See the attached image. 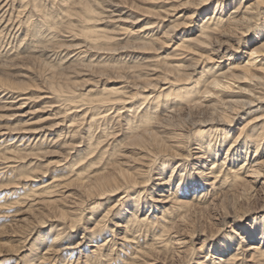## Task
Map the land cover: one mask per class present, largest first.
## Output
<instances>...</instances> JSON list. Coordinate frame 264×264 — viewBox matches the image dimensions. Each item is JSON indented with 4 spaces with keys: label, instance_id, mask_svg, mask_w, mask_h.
<instances>
[{
    "label": "bare ground",
    "instance_id": "6f19581e",
    "mask_svg": "<svg viewBox=\"0 0 264 264\" xmlns=\"http://www.w3.org/2000/svg\"><path fill=\"white\" fill-rule=\"evenodd\" d=\"M71 1L79 8L76 14L62 9L52 13L53 7L44 4L40 7L35 4L36 0H0V34L3 35L0 49L12 46L18 51L10 57L7 50L5 59L0 52V69L13 61L37 57L49 61L47 65L57 61L52 67L60 71L104 68L114 74L109 82L125 80L128 87L104 88L100 95L90 99L74 100L75 93L70 92L71 99L66 100L69 108L58 113L61 116L50 126L0 127V137L10 138L6 144L9 148L3 150L6 140L0 141V167H5L2 169L14 168L10 164L26 163L32 154L23 153L28 148L20 147L63 126L68 115H71L70 124L66 126L68 131L58 136L63 140L60 149L80 148L75 150L80 153L70 158L72 165L64 158L46 166L57 168L50 182L43 181L36 188L25 190L21 198H17L16 192L0 197V222L13 228L11 237H20L27 226L44 228L52 222H61L32 246L30 251L36 253L46 243L50 244L41 257H36L39 264H56L65 256L66 261L72 262L90 242L94 243L90 253H96L92 258L95 264H110L108 260L117 254L114 251L125 256H120L122 264H135L136 258L130 257L126 250L136 251L140 260L150 254L155 245H162L166 234L181 231L180 228L197 214H208L217 201L221 204L228 197L227 194L237 192L242 198H255L260 192L264 197V0H179L171 7L167 3L174 0H160L162 7L156 12L135 11L121 0H62L65 4ZM107 23L114 27L106 29ZM113 55H118L116 63L102 64L103 59L114 58ZM121 70H129V74L118 75L116 71ZM134 70L137 71L130 72ZM19 83L22 88V82ZM126 88L135 92L127 95ZM14 93L22 91H8L0 83V99L9 100L6 103L15 107V111L22 109L17 103L31 101L28 94L14 97ZM138 98L142 103L137 108ZM83 107L88 109L84 115H79L81 110L78 109ZM93 107L96 113L92 122L86 123L89 125L86 129L83 118ZM113 113L116 114L112 116ZM95 116L103 120L100 137L91 133ZM109 120L112 121L108 123ZM76 135L82 140L80 144L73 141ZM103 143L107 148L97 151ZM125 150H130L129 154ZM83 155L100 162L114 157L116 161L94 169L86 163L88 169L84 167L82 173H75L76 178L63 176L65 172L58 168L63 167V163L70 169L80 165L86 161ZM189 158L196 163L187 165ZM133 168L135 172H131ZM47 171L29 174L28 180L41 181ZM209 179L213 182L207 184ZM71 185L85 194L87 201H108L101 218L93 217L92 213L89 220L94 221V226L85 227L77 242L74 241L77 236L71 233L81 223V212L58 207L70 196L61 190ZM204 186L211 190H205ZM211 192H214L212 201L209 200ZM146 193L154 196V201L150 199L154 204L141 200ZM118 194L121 195L118 199L109 201ZM236 196L232 195L235 201ZM77 199L74 205L80 204ZM125 199L134 203L124 207ZM262 202L258 213L263 216L245 226H240L241 219L235 212L217 215L220 224L232 231V236L222 238L218 249L208 250L206 260L216 259V264H247L250 255L252 263L257 264L254 263L257 252L264 258V198ZM17 205H24L25 211L14 212ZM170 205L171 208H167ZM158 210L161 221L170 210L179 215L170 218L166 231L153 232L150 243L139 245L141 238L137 240L136 224L149 225L150 215ZM140 212L142 215L146 212L145 218L125 227L126 237L119 238L128 246L123 244L116 249L113 230L105 232L110 218L127 222V215L136 220ZM131 235L133 238H128ZM171 239L174 245L186 243ZM202 240L205 245L209 238ZM251 242L256 244H249ZM19 250L7 254L19 253ZM233 250L235 254L227 256ZM217 254L221 256L215 257Z\"/></svg>",
    "mask_w": 264,
    "mask_h": 264
},
{
    "label": "rangeland",
    "instance_id": "374dc122",
    "mask_svg": "<svg viewBox=\"0 0 264 264\" xmlns=\"http://www.w3.org/2000/svg\"><path fill=\"white\" fill-rule=\"evenodd\" d=\"M121 1L125 2L130 7L133 6V9L135 11H139V9H144V10L148 9L150 11L156 12L160 7H162L161 6L162 3H160V0H121ZM178 1L179 0H174L171 3H167L168 7L175 5L176 3H178ZM71 2H68L67 4H65L62 2V0H36L35 4L39 5L40 7H43L44 5H47L48 8L53 7L52 13H57L62 9V10H67L68 13L70 12V14H76V12L79 11V8L78 6L75 5L74 1H71ZM137 26H142V24L137 25ZM113 27L114 25L111 23H107V25H105V28L108 30L112 29ZM24 35L25 34L22 35L21 39L24 38ZM0 37L2 38V39L0 38V46H1L2 45L1 40H3V35L0 34ZM8 48L9 47L4 46L3 49H0V52H2L3 54L2 59H5L4 54L7 52V50L10 54V57H13L14 54L18 52L16 48L12 49V46H11V49L10 48L8 49ZM94 55L96 56L97 54H94ZM128 55H131V54H128ZM131 56H134V55H131ZM113 57L115 59L114 58H111V59L105 58V60L103 59L102 64L116 63L115 60L118 58V55H113ZM129 57L130 56H127L126 58H129ZM46 63L48 64L49 61L46 62V61H43L41 58L34 57V58H29V59H23L20 61H13V63L10 64L8 67L4 68L3 70L2 68L0 69L1 70L0 83L4 85L6 90L13 91V89L14 90L20 89L22 93H14L13 94L14 97H23L21 95L28 94V97L31 98V101H26V102L23 101L24 104H21L22 102L17 103V107L22 108L17 111L14 110L15 107L13 106L12 108L9 107L10 103L9 104L6 103L9 100L0 99V127L18 128V127L27 126L29 124H32V126L39 125V124L50 126V125H53L57 121L58 116H61V115H58V113H63L69 108L68 106L69 104L68 102H66V100L71 99L70 92L75 93V97L73 98L74 100L90 99L91 97L95 98L96 96L100 95L101 94L100 91H102L104 88H110L113 86L128 87V85L125 83V80L124 81L115 80L114 82L113 81L109 82L108 80H113L110 77H112V75L114 74L112 73V71L107 70V69L105 70L104 68H99L95 70H85L82 68H79V69L77 68V69H72L71 71L70 69L67 71H60L58 68L55 69L52 67V66H55V64L56 65L58 64L57 61L55 60L50 61L49 65H47ZM140 70L141 69H138L139 73H140ZM135 71L137 70L130 71V72H135ZM116 72L119 73L118 75L129 74V70L127 71L121 70V71H116ZM156 75L160 77L158 73ZM157 76L153 77L152 80H155ZM19 82H22V88L20 87ZM17 83L19 84L16 85ZM125 91L128 93L127 95H132V93L135 92V91H131V89L129 88H126ZM137 100L139 102L136 104L135 107L138 108L140 107V104L142 103V101H140L139 98ZM129 106H132V104L128 105L127 108ZM87 109H88L87 107L78 109V110H81L79 115L80 114L84 115ZM92 109L93 110L91 111V113L89 112L86 115V117L83 118L84 126H86V123L90 124L91 118L96 113L95 112L96 108L93 107ZM28 112H31V113L28 114ZM115 114L116 113H113L112 116H114ZM70 116L71 115H68V117L65 118V122L63 126L46 133V137H45V134L43 136L39 135V137L37 136L36 140H34L33 142H30V143L26 142L24 146L20 147V149H23V150L25 147L28 148L23 153L26 152V153L32 154L30 155L29 159H27L26 163L10 164L12 165V167H14L10 169H2V168H5L4 166L0 167V180H1L0 187L3 188L2 191L0 190V197L4 194H7L8 192H10V195H12L13 192H16L18 195L17 198H21L25 190H29L32 187L36 188L35 186L42 184L43 181L50 182L53 179V176H54L53 171L56 170L57 168L56 166H53L52 168L48 169V167H46L47 165L54 163L58 161L59 159H64V158H67V160L70 161L71 160L70 158H73L74 156H76V154L80 153V151L75 152L76 149L80 150V148H76L75 150H71V149H74L72 147H69V150L60 149L61 146L59 144L63 140H60L58 136H60L61 132L62 133L64 132V135H65L66 132L68 131V129H66V126H69L70 124V122H68V119ZM124 116L125 115H122V117ZM100 118L101 116H95V119L93 121L94 122L93 129L91 131V133L95 136L98 134V137L101 136V132L104 129V126H102L103 120ZM111 121L112 120H109L108 123H110ZM99 123L101 125L98 128ZM88 127L89 125H87L85 128L87 129ZM4 139L6 140V143L4 145L5 147L1 148L2 150L4 148H9L6 146V144L8 142L7 140H9L10 138L0 137V141ZM38 139L40 141H38ZM65 140H67V138ZM73 141L77 144H80L82 140L80 139L79 135H76L75 137H73ZM19 143L20 142L16 143V145H18ZM84 143L88 145L87 142H84ZM109 143H111V141ZM81 146L82 148L84 147L83 144H81ZM100 148H103V149L100 150ZM106 148H107L106 143H103L101 147L97 148V151L99 150L104 151ZM112 150H115V149L113 148ZM129 151L130 150H127V151L125 150V153L129 154ZM96 154L97 153H95V155ZM253 155H254L253 152H251V157ZM222 156H225V155L223 154ZM27 157L28 156L25 157V160ZM83 157L84 159L86 158L84 155ZM89 158H92V157L90 156L87 157L86 161H83L80 165H76L72 167L71 168L72 170L69 168L70 166L68 167V165L65 163L62 164L63 167H59L58 169L65 172V175L62 174L63 176H66V177L68 176L69 178L74 179L76 178L74 174L82 173L83 168L86 167L87 164H91V166L94 169V168H99V166L105 163L111 164L110 162L111 160L112 162L113 160L116 161L115 157L113 159L104 158L101 162L100 160H93ZM186 160H187L186 162L187 165H194L196 163V161L193 160L192 158H189ZM71 165H72V162H71ZM130 165H133V164H130ZM133 166L135 167L136 165H133ZM135 168H133L131 172H135L136 171ZM46 169L48 170L47 171L48 173H46L45 175L46 177L43 178V180L38 181V182H32L28 180L27 175L41 174V173H44ZM87 169L88 168L86 167L84 170H87ZM8 178H12V180L9 179V181L11 182L8 181ZM210 182H213V180L209 179L207 181V184H210ZM75 183H78V182H75ZM204 187L206 188L205 190L210 189V187L208 186H204ZM61 192L63 194H65L66 192V196L68 194H70V196L66 198L65 202L60 203V205L58 204V207L65 211L68 210L69 208H74L77 211L81 212V214L78 213L80 214V217L82 218L81 223L78 226L77 230L74 233H71L73 237L77 236L74 240L77 242L81 240L78 238H81L83 236L85 227L92 228L91 226H94L92 225L94 221L89 220V218L92 217V213L95 214V216L93 217L98 218V219L101 218V216H103L105 212L104 206H106L105 204L108 201L106 199L87 201L85 194L77 192V188L75 187V185H71L69 188H64L61 190ZM213 193L214 192H211V195L209 196L210 197L213 196ZM234 193L237 195L236 201L233 200L234 198H232V195ZM200 194H202V191L200 192ZM199 195L197 194V196ZM257 195L259 196L255 198H251L249 196H246L247 198L243 196L242 198L241 196H239V194H237V192H232L231 194H227L226 196L228 197L224 198L221 204H219L220 202L217 201V203H215L216 206L213 207L212 210L208 214L207 213L204 215L197 214L194 218H192L193 220L190 219L188 222L184 224L183 227L180 228L181 231L177 232L174 230V234L165 233L166 236L162 242V245H155L153 247V250H151V253L146 254L145 257L141 258L140 260L138 259L139 254L135 253L136 251L134 252L128 249L126 250V253L130 255V257L131 255H134L133 257L136 258L135 264H216L218 262V260L216 259L206 260L207 254L209 253L208 250H211V248L214 250L218 249V247L222 246V240H221L222 238L227 237L228 235L232 236V231L230 233V229L226 228L227 226H224V225L222 226V224H220V217L218 218L217 215L218 214L220 215V213L223 214L224 212L225 213L229 212L231 214L235 212L237 214V217H239V220L241 219L240 226H245L249 223H252V221L254 223L255 219L256 221H259V219L263 215L258 213V210L261 207V205H263L262 198L264 197L262 196L260 192H258ZM119 196L121 195L119 194L115 195L113 196L112 200H109V201L113 202L116 199H118ZM209 196H208V199L210 198ZM57 198H60V197H57ZM130 198H132V196ZM140 198L141 200L142 199L146 200L147 203L151 205L154 204L153 202H151V200L153 201L155 200L154 196L152 195L150 196V195H147L146 193V195H142ZM75 199L81 201V202H78L80 204L74 205L77 203ZM212 199L213 197H211L209 200L212 201ZM122 202H124V207L131 206V204L134 203L130 199H125ZM195 203L197 204V202ZM167 208H171V205L167 206ZM19 211L20 212L25 211L24 205L15 206L14 212H19ZM14 212L11 213L12 216L14 215ZM144 214H146V212L143 213V215L140 212L139 218L136 220H133V218L130 215L129 216L127 215L126 218L127 220H129L127 222H126V219L125 221H123L122 219L119 220V218H116V219L114 217L110 218V221L108 224L109 226L105 229V232H109L110 230L111 231L113 230L114 243L116 242V249L120 248V246H122L123 244L128 246L127 243H124L122 239H119V238L120 237L122 238L123 236L126 237L125 227H128L130 226V224H133V223H138V220L144 219L145 218ZM178 215L179 214H177L176 211L170 210L168 214L163 216L164 221H161L158 219L161 216V212L158 210L154 212L153 215L152 214L150 215L149 221L151 223L149 225H146L143 223L136 224L137 225L136 228L139 231L137 234V236H139L137 240L139 241V239L141 238L139 245L144 246L146 243H150V238H151L150 235H152L153 232L160 233L162 231H166L165 228L167 227V224L170 218H176ZM60 223L61 222L59 223L52 222L48 226H45L44 228L43 227L36 228V225L35 227L33 226V228H32V225L27 226L23 230V234H21L20 236L22 238L20 237L12 238L11 233L13 231L12 230L13 228L5 227L0 222V245H1L0 254H2L0 256V264L38 263L40 261V260H37L38 257L42 256L43 252L48 248L50 244L46 243V245L41 247L38 252L36 251V253L31 252L32 246H34L37 240H40L44 236H46V234L49 235L50 232L54 230L52 228L60 225ZM115 223L122 224L124 227H122V225L120 227H115L113 225ZM145 235H147V238H145ZM205 237H208L209 241H207L205 245H202V241H203L202 239H204ZM128 238H133V235L128 236ZM171 238H175L180 241L185 240L186 243L182 244V246L174 245L175 243L172 242L174 240ZM22 242L23 243L25 242L24 245ZM93 244H94L93 242H90L87 248L83 249L82 255L79 256L80 254H77V256L73 258L72 262L70 261L68 262V260L66 261L65 258L67 257L65 256L59 260V263H56V264H95L92 258L96 257V253L94 254L90 253L92 250H94L92 247ZM249 244H256V242H251ZM39 247L40 246H38L37 249ZM16 250H19V253L17 251V252L10 253L11 255L7 254L8 251L11 252V251H16ZM114 252H116L117 254L112 256L111 260H108V261L110 262V264H122V260L120 256L121 257H125V256L118 251H114ZM234 254H235V251L233 250L230 253H228L227 256H232ZM220 256L221 254L219 255L217 254L215 257H220ZM246 256L248 255H245V257ZM78 257L80 258L79 260H78ZM240 257L243 258L244 256L241 255ZM254 257L257 258L255 259L254 263L264 264V258L261 257V254L259 252L255 253ZM127 261H130V260L127 259ZM214 261L215 263H213ZM247 261L250 262L247 264H253L252 257L250 255L247 257ZM123 262L125 263L126 261L123 260ZM105 263L106 262H104L103 264ZM228 264H231V262H229ZM238 264H241V263L239 262Z\"/></svg>",
    "mask_w": 264,
    "mask_h": 264
}]
</instances>
